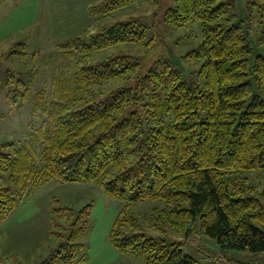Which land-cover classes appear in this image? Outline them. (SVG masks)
Listing matches in <instances>:
<instances>
[{"label": "trees", "instance_id": "obj_1", "mask_svg": "<svg viewBox=\"0 0 264 264\" xmlns=\"http://www.w3.org/2000/svg\"><path fill=\"white\" fill-rule=\"evenodd\" d=\"M140 1L106 0L90 11L109 17ZM189 24L203 36L185 55L202 62L196 79L171 59L145 66L132 53L106 55L121 45L152 50L164 26ZM58 48L70 63L36 94L38 127L20 147L0 149V228L41 185L95 183L124 203L111 243L145 264H199L186 240L165 234L190 238L197 223L226 252L264 255V190L246 176L264 174V52L252 45L237 0H171L150 18L100 25ZM5 87L11 109L32 99L24 80L9 76ZM141 202L155 204L147 217L163 234L143 230L134 210ZM91 207L64 208L76 228L39 264L88 260L81 237Z\"/></svg>", "mask_w": 264, "mask_h": 264}, {"label": "rangeland", "instance_id": "obj_2", "mask_svg": "<svg viewBox=\"0 0 264 264\" xmlns=\"http://www.w3.org/2000/svg\"><path fill=\"white\" fill-rule=\"evenodd\" d=\"M106 0H0V149L14 142L20 147L30 140L40 122L32 114L39 91L49 90L55 77L66 69L70 61L63 57L59 45L70 38L95 32L129 16L150 18L171 0H141L135 6L109 17H94L91 8ZM159 3V6L157 5ZM238 16L249 29L252 45L264 52V26L261 23L258 0H237ZM159 14V13H158ZM203 41L201 28L189 24L173 28L164 26L154 49L140 45H121L110 53L124 51L143 57L145 66L159 59H171L181 68L187 80L199 70L202 62L185 58ZM9 76L21 79L31 86L32 99L22 109H11L5 87ZM116 86L110 83L102 89L108 92ZM37 126V127H36ZM246 176L259 190H264V174L252 172ZM92 205L86 218L81 242L86 246L88 260L81 264H145L143 259L117 250L110 241L114 222L124 206L120 200L107 196L95 183L75 182L61 184L51 181L21 201L17 211L0 228V264H39L75 230L74 212ZM155 206L141 202L134 206L142 219L143 230L160 235L147 217ZM61 209V210H59ZM146 214V216H144ZM168 237L186 240L184 250L199 264H264V255L249 252H226L201 231L197 223L190 238L167 228Z\"/></svg>", "mask_w": 264, "mask_h": 264}]
</instances>
